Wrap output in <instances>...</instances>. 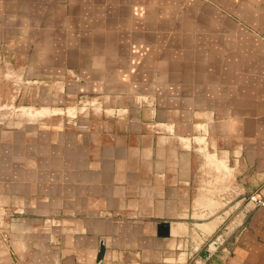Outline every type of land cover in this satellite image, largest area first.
Masks as SVG:
<instances>
[{"label": "crops", "instance_id": "crops-1", "mask_svg": "<svg viewBox=\"0 0 264 264\" xmlns=\"http://www.w3.org/2000/svg\"><path fill=\"white\" fill-rule=\"evenodd\" d=\"M0 52L45 90L0 123V264H189L208 167L264 194V0H0ZM234 225L201 264H264V205Z\"/></svg>", "mask_w": 264, "mask_h": 264}, {"label": "rangeland", "instance_id": "rangeland-1", "mask_svg": "<svg viewBox=\"0 0 264 264\" xmlns=\"http://www.w3.org/2000/svg\"><path fill=\"white\" fill-rule=\"evenodd\" d=\"M13 59H9L7 55L0 52V123H15L22 120H40L43 117L33 116L29 113L34 109L41 108L42 93L45 91L42 88L40 81L25 80L24 76H43L38 70L32 69L29 71L25 65H17L12 62ZM29 68V67H28ZM28 70V71H27ZM58 91L55 84L51 89L52 94H56ZM71 102H66V105H75L79 103L78 99L71 98ZM81 105V104H79ZM63 105L62 107H64ZM50 122H66L72 120L70 116L66 114L49 115L44 117ZM207 171L206 169L204 172ZM208 176L204 179L209 180L208 183L214 189L209 192V198L216 201V207L211 208L207 215L210 219L218 217L220 222L219 226L213 231L208 232L204 229H197L195 225L190 224L189 231L185 236L184 247L188 249L192 254V258L189 259V264H195V260H199L198 264H201L200 252L206 248L210 249V252H217L218 243L222 242L221 237L224 235L226 238H230L235 225L240 218H244L249 211V207L253 206L249 201V196L259 195L264 198V194L247 191L241 184L244 182L241 180L243 177H233L230 174L222 175L223 172L214 171L213 167H208ZM236 204V205H235ZM242 223V222H241ZM196 228V229H195ZM194 229L198 232L194 239ZM200 240H203L200 243ZM199 246H197V243ZM212 242H216L215 246H211ZM216 250V251H215ZM178 250L175 252L174 257H178ZM165 264V263H162Z\"/></svg>", "mask_w": 264, "mask_h": 264}, {"label": "water", "instance_id": "water-1", "mask_svg": "<svg viewBox=\"0 0 264 264\" xmlns=\"http://www.w3.org/2000/svg\"><path fill=\"white\" fill-rule=\"evenodd\" d=\"M158 229H159V231H158L159 235H162V236H167L168 235V230H169L168 224H162L161 223V224H159ZM211 244H212L211 246L213 247L217 243L216 242H212ZM102 252H103V249H102V247H100V252H99L98 258H97L98 261H100L101 258H102ZM209 252H210V249L206 248V249L202 250V252H200L199 255H200L201 258L205 259V258L208 257Z\"/></svg>", "mask_w": 264, "mask_h": 264}, {"label": "built area", "instance_id": "built-area-1", "mask_svg": "<svg viewBox=\"0 0 264 264\" xmlns=\"http://www.w3.org/2000/svg\"><path fill=\"white\" fill-rule=\"evenodd\" d=\"M249 201L252 203L253 206L264 205V198L256 194L249 196Z\"/></svg>", "mask_w": 264, "mask_h": 264}, {"label": "bare ground", "instance_id": "bare-ground-1", "mask_svg": "<svg viewBox=\"0 0 264 264\" xmlns=\"http://www.w3.org/2000/svg\"><path fill=\"white\" fill-rule=\"evenodd\" d=\"M211 164V163H210ZM211 201V200H210ZM200 223V222H199ZM210 226H211V224H210ZM199 227H201V228H203V229H205V227H208L207 225H204V226H202L201 224H199ZM208 229V228H207Z\"/></svg>", "mask_w": 264, "mask_h": 264}]
</instances>
